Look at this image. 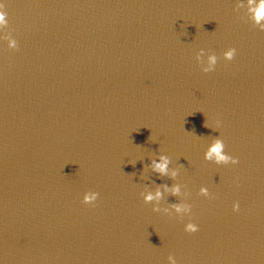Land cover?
Returning a JSON list of instances; mask_svg holds the SVG:
<instances>
[{
    "label": "water",
    "instance_id": "water-1",
    "mask_svg": "<svg viewBox=\"0 0 264 264\" xmlns=\"http://www.w3.org/2000/svg\"><path fill=\"white\" fill-rule=\"evenodd\" d=\"M4 2L18 47L0 36V264H264V31L248 0ZM218 139L237 165L205 159Z\"/></svg>",
    "mask_w": 264,
    "mask_h": 264
},
{
    "label": "clouds",
    "instance_id": "clouds-1",
    "mask_svg": "<svg viewBox=\"0 0 264 264\" xmlns=\"http://www.w3.org/2000/svg\"><path fill=\"white\" fill-rule=\"evenodd\" d=\"M6 3L4 0H0V36L7 41V47L9 49L15 50L18 47L17 41L12 37L11 33L7 30L9 29V19L8 13L6 11ZM244 7V5H240ZM248 13L251 16L252 21L254 22L253 26L258 28L260 31H264V0H248L247 4ZM203 53H201V57ZM236 56V49L229 48L224 52L223 59L226 61H232ZM201 57L197 59L200 61L202 71L205 73L211 72L215 69V66L218 63L217 57L210 56L205 61ZM205 159L212 161L216 164H225V165H237L239 160L228 155L224 151V142L222 140H216V142L211 146L209 151L205 154ZM169 158L166 156H161L159 160L152 161V168L154 171L160 173L161 175L169 174ZM171 175L175 177L177 175L176 171H172ZM167 190V188H166ZM173 193L176 194L179 192V187H174L172 189ZM203 194L208 197L209 193L206 189L202 190ZM98 193H88L83 198V203L87 205L94 204L98 199ZM144 202L149 203L152 201H160L162 198V193L157 190L155 193H146L144 194ZM156 210V209H154ZM239 210V204L235 203L233 205V211ZM176 211L178 213H183L185 215L191 214V208L186 205L176 206ZM184 231L187 233H196L199 231V226L195 223L189 222L184 226ZM171 264H176V261L173 257L169 258Z\"/></svg>",
    "mask_w": 264,
    "mask_h": 264
}]
</instances>
